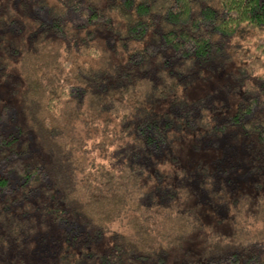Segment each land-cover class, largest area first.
<instances>
[{"label": "trees", "instance_id": "16d2710c", "mask_svg": "<svg viewBox=\"0 0 264 264\" xmlns=\"http://www.w3.org/2000/svg\"><path fill=\"white\" fill-rule=\"evenodd\" d=\"M29 1L0 11V264H264V73L187 95L241 33L264 57V0ZM198 211L237 230L179 257Z\"/></svg>", "mask_w": 264, "mask_h": 264}, {"label": "rangeland", "instance_id": "374dc122", "mask_svg": "<svg viewBox=\"0 0 264 264\" xmlns=\"http://www.w3.org/2000/svg\"><path fill=\"white\" fill-rule=\"evenodd\" d=\"M19 0H0V11L4 9V11L13 10L16 9L18 13V4ZM29 1V0H28ZM48 2H53V0H47ZM30 3V1L28 2ZM28 6V5H27ZM28 11L27 16L31 17L33 14V11L26 7V10ZM22 14V9L19 11V15ZM1 29V27H0ZM6 43H9L12 39L13 35L12 33L8 32L6 35ZM253 38L251 37L250 32H244L241 33L239 36L236 37L237 46L236 48L229 49L230 53V59L223 61L218 60L214 62L213 64H210L208 67L204 68L202 70V76L199 81L193 82L190 85V88L187 90V95L189 97H197V96H205L208 95L209 97H219V96H230L231 99H237L241 95H243V92H253L256 90V76L260 73H264V57H261L260 59H256L255 55L251 54V42ZM252 40V41H251ZM106 44H104L102 39H98L97 41V48L101 52V54L106 52L107 50ZM12 63H15V60H9ZM246 67V70L244 73H241L240 67ZM16 66L15 64L12 66L11 69H9V72H11L15 76L14 81L18 84L19 78L17 76V71L15 70ZM12 70V71H10ZM264 84H261L263 86ZM20 86L21 83H20ZM7 86L4 85V83L0 84V93L6 92ZM15 91V89H14ZM13 89L10 91V99L8 101L15 103V100L13 99L14 95ZM1 100H4L2 98ZM216 100V99H215ZM189 142L190 140H185L183 143V148L180 149V154L183 153V156L186 157V153L189 152ZM210 158H213V153L207 151ZM239 179V182H237L235 197H238V204L232 206L234 207L231 214H235L236 218L239 219V221L243 222L242 224H239L238 226L241 227L242 232L241 234L245 233H255L260 229L261 227V221H259L258 215L254 211L253 203L249 202L247 199V195L249 193H255L252 186H249L248 184H245L246 180L242 181ZM244 182V184H243ZM256 195V194H254ZM243 204L242 207L240 205ZM234 204V203H233ZM236 206V207H235ZM235 208H237L235 210ZM246 208H251L250 212H246ZM224 212H220L221 219L223 217ZM206 217L202 212L198 211V218L202 225L208 226L209 231H203L204 233L200 239L192 240L190 238L185 239L182 242L183 247L180 249V251L176 252V255L179 257L184 256L185 251H187V248L189 250H192L191 245L196 244L195 247H201L205 242L209 241L210 239H221L222 237L225 240L232 239V236L234 234V231L237 230V225L233 227L231 224L227 223H220L219 220H217L216 216ZM233 219V218H232ZM190 246V247H188ZM194 247V246H193ZM191 252V251H190Z\"/></svg>", "mask_w": 264, "mask_h": 264}]
</instances>
